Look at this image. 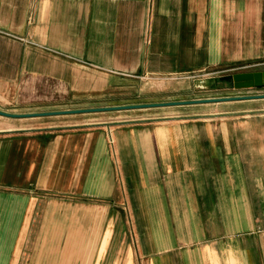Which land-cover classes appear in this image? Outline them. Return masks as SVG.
Listing matches in <instances>:
<instances>
[{
	"label": "crops",
	"instance_id": "1",
	"mask_svg": "<svg viewBox=\"0 0 264 264\" xmlns=\"http://www.w3.org/2000/svg\"><path fill=\"white\" fill-rule=\"evenodd\" d=\"M260 64L264 0H0L7 113ZM113 112L0 116V264H264V99Z\"/></svg>",
	"mask_w": 264,
	"mask_h": 264
},
{
	"label": "rangeland",
	"instance_id": "2",
	"mask_svg": "<svg viewBox=\"0 0 264 264\" xmlns=\"http://www.w3.org/2000/svg\"><path fill=\"white\" fill-rule=\"evenodd\" d=\"M264 68V65L256 66H247L242 70H237L235 72L241 71H255L261 70ZM235 72H224L222 74H216V76L223 75L225 73H235ZM202 77H171L164 80L154 81H141L140 84H131L130 86L125 87L121 92H116L113 96H105L104 98L99 99L98 101H88L76 100L68 105L84 107V106H95L96 107H105L109 105H129V104H140V103H160V102H171V101H183L191 100L196 97L203 95H217L221 97L224 94L230 95H249L251 93L264 92V89H231V88H222L221 90H216L214 86L205 87L204 85L199 86L196 84V81L199 79H204ZM226 83H221L223 85ZM82 109V108H78ZM156 111L149 112H161L158 109H153ZM165 110H182L181 107H175L173 109ZM163 111V110H162ZM122 114L129 113H108V115H99V116H117ZM139 114V113H135Z\"/></svg>",
	"mask_w": 264,
	"mask_h": 264
},
{
	"label": "water",
	"instance_id": "3",
	"mask_svg": "<svg viewBox=\"0 0 264 264\" xmlns=\"http://www.w3.org/2000/svg\"><path fill=\"white\" fill-rule=\"evenodd\" d=\"M197 82V81H196ZM221 83L232 85L234 89H262L264 88V68L255 71H241L235 73H225L220 76H210L205 80V87L214 86L216 90H221ZM264 99V93H256L249 95H232L211 98H199L183 101H171L160 103H140L129 105H115L96 108H82L61 111L39 112V113H26V114H12L0 110V116L8 118H29V117H47V116H60V115H73V114H86V113H102L113 112L133 109H149V108H162L172 106H185V105H198L219 102H234V101H248Z\"/></svg>",
	"mask_w": 264,
	"mask_h": 264
},
{
	"label": "built area",
	"instance_id": "4",
	"mask_svg": "<svg viewBox=\"0 0 264 264\" xmlns=\"http://www.w3.org/2000/svg\"><path fill=\"white\" fill-rule=\"evenodd\" d=\"M247 66H243V67H237V68H233V69H230V70H227V71H225V72H235V71H237V70H242V69H244V68H246ZM224 73V72H223Z\"/></svg>",
	"mask_w": 264,
	"mask_h": 264
},
{
	"label": "bare ground",
	"instance_id": "5",
	"mask_svg": "<svg viewBox=\"0 0 264 264\" xmlns=\"http://www.w3.org/2000/svg\"><path fill=\"white\" fill-rule=\"evenodd\" d=\"M205 80H206V78L199 79V80H197L196 84L199 85V86L205 85Z\"/></svg>",
	"mask_w": 264,
	"mask_h": 264
},
{
	"label": "flooded vegetation",
	"instance_id": "6",
	"mask_svg": "<svg viewBox=\"0 0 264 264\" xmlns=\"http://www.w3.org/2000/svg\"><path fill=\"white\" fill-rule=\"evenodd\" d=\"M222 86V88H231V89H234L233 87H232V85H229V84H223V85H221ZM215 88V87H214ZM216 89V88H215Z\"/></svg>",
	"mask_w": 264,
	"mask_h": 264
}]
</instances>
